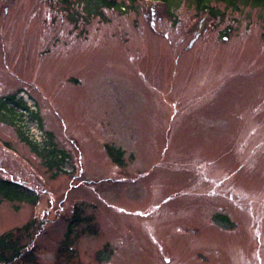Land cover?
I'll use <instances>...</instances> for the list:
<instances>
[{
    "label": "rangeland",
    "instance_id": "374dc122",
    "mask_svg": "<svg viewBox=\"0 0 264 264\" xmlns=\"http://www.w3.org/2000/svg\"><path fill=\"white\" fill-rule=\"evenodd\" d=\"M116 3L0 0V99L36 111H0V178L36 197L0 235L34 220L35 264H264V7Z\"/></svg>",
    "mask_w": 264,
    "mask_h": 264
},
{
    "label": "trees",
    "instance_id": "16d2710c",
    "mask_svg": "<svg viewBox=\"0 0 264 264\" xmlns=\"http://www.w3.org/2000/svg\"><path fill=\"white\" fill-rule=\"evenodd\" d=\"M155 1H166L173 2L174 0H155ZM192 1L198 9L201 11H212L210 8V3L212 1L216 3H223L225 7L232 9H237L239 4L247 3L254 6L264 7V0H190ZM87 7L101 6L106 8H120L121 5L116 3V0H84ZM264 37V35H263ZM6 101L0 99V111L3 113L6 112V115L12 120L15 118L16 112L12 108L7 107V101H13L14 98L5 97ZM20 131V130H19ZM22 134V132L20 131ZM105 149L109 157L117 164H122V158L124 151L118 148H115L110 145H106ZM54 151H51L50 154H53ZM54 155V154H53ZM3 201L9 202H27L30 204L36 203L35 194L23 184L11 181L7 179L0 178V203ZM77 222L72 220L67 228L65 233V239L63 243V250L69 252L72 244L70 241V235L72 226ZM36 229L35 221H30L22 227L16 228L12 231L0 235V264H35L37 261L36 254L33 248L30 247L29 240L32 239L33 233ZM95 231H93L94 233ZM28 240V241H27ZM26 242V243H25Z\"/></svg>",
    "mask_w": 264,
    "mask_h": 264
},
{
    "label": "built area",
    "instance_id": "2783aa9c",
    "mask_svg": "<svg viewBox=\"0 0 264 264\" xmlns=\"http://www.w3.org/2000/svg\"><path fill=\"white\" fill-rule=\"evenodd\" d=\"M4 101H6V99L4 98L3 99ZM26 101V100H25ZM21 103V102H17L15 99L13 101H7V107L8 108H12L15 112H16V115H23L24 113H27L28 115H30L32 118L33 117V113H35L36 111L35 110H32L31 106L27 104V102L25 103ZM36 122L38 121L37 119H35ZM20 122V121H19ZM17 127L23 131L24 135L26 136V134H28V132L30 133V128L27 127L26 128H23L22 126L20 125H17ZM32 129V128H31ZM29 136V134H28ZM30 138V136H29ZM31 139V138H30ZM34 141V140H33ZM38 145H40L39 142L35 141ZM41 144H43V142H41Z\"/></svg>",
    "mask_w": 264,
    "mask_h": 264
}]
</instances>
